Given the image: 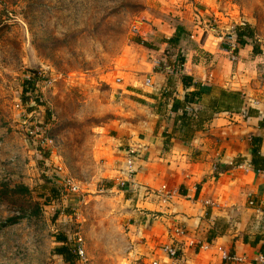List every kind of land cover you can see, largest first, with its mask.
Listing matches in <instances>:
<instances>
[{
    "label": "rangeland",
    "instance_id": "1",
    "mask_svg": "<svg viewBox=\"0 0 264 264\" xmlns=\"http://www.w3.org/2000/svg\"><path fill=\"white\" fill-rule=\"evenodd\" d=\"M177 25L180 40L157 68L176 62L192 36L213 31L225 52L202 59L217 73L264 85V0H0V264H62L59 237L73 248L81 238L78 264L156 263V233L132 214L137 202L122 195L125 183L109 176L106 138L122 118L121 94L143 93L138 67ZM244 25L256 52L247 45L239 55L231 35ZM26 75L33 89L23 96ZM31 129H44L42 149L30 142ZM127 155L133 173L134 152Z\"/></svg>",
    "mask_w": 264,
    "mask_h": 264
},
{
    "label": "crops",
    "instance_id": "2",
    "mask_svg": "<svg viewBox=\"0 0 264 264\" xmlns=\"http://www.w3.org/2000/svg\"><path fill=\"white\" fill-rule=\"evenodd\" d=\"M212 32L192 36L193 44L183 47L182 66L157 68L168 45L160 43L156 55L148 56L152 60L138 67L145 75L142 86L149 79L151 87L121 94L122 118L105 137L112 153L109 176L125 183L122 195L137 202L132 214L145 217L143 223L156 233L158 264H170L162 253L168 245L181 248L183 264H264V172L249 165L256 150L264 157V85L254 77L217 73L202 59L200 53L211 59L225 52ZM248 50L246 45L238 54ZM196 85L205 93L184 110L171 111L172 102L183 101ZM208 87L214 88L209 94ZM218 90L239 93V107L213 114L208 104ZM187 109L194 124L180 133L178 121ZM128 151L134 152L131 174Z\"/></svg>",
    "mask_w": 264,
    "mask_h": 264
},
{
    "label": "trees",
    "instance_id": "3",
    "mask_svg": "<svg viewBox=\"0 0 264 264\" xmlns=\"http://www.w3.org/2000/svg\"><path fill=\"white\" fill-rule=\"evenodd\" d=\"M174 30H175L174 36L168 39L167 41H163L164 43L171 45V44H177L179 42L181 33L183 32V28L177 25V26H174ZM234 35H235V42L237 43L238 46L244 47L246 45H250L252 47V51L254 52L255 50L256 52V48L254 47L255 42L252 41V39L254 38L253 31L248 25L236 26L234 29ZM134 42L139 46H142L147 49H151L150 45L142 41V39H140L139 37H137ZM183 51L184 50L182 48V51L178 55L179 56L178 60L175 62V63H178L179 66H182L183 62L185 61L184 56H183L184 54ZM186 80H187L186 77H182L181 81L183 85L186 84ZM21 86H22L21 89L23 92V96H27V94L30 93L33 89V86L30 84V82H23L21 83ZM203 88L204 87H200L199 85H196L195 90L187 93L183 101L174 100L171 105V111L175 112L178 109L184 110L186 106H191V104L195 103L196 100L205 93ZM211 90H214V88L208 87V91H209V92L207 91L208 94L210 93ZM218 93H219V96L211 97L209 104H208V108L211 110L213 114L218 113L222 110L229 111L230 109L234 107H239L240 105L239 103L240 94L239 93H227L223 90H218ZM22 102H25V101L22 100ZM34 102L36 105L42 106L45 110V113L49 117V114H48L49 109L44 106L42 99L34 98ZM138 102L142 103V101H138ZM191 114L192 113H186L185 111H183V114L180 117V121H178L179 122L178 124L180 126L178 130L180 133H182L184 129L186 128L187 129L191 128V126L194 124L193 121L190 119ZM263 121H264V118H263ZM249 165L255 171L264 172V157L259 155L258 151L256 150L251 158V161L249 162ZM57 240L58 242H62V244L60 246H57L54 249L55 256L60 258L63 264H78V259L73 255L72 248L70 247L67 240L64 239V237H59Z\"/></svg>",
    "mask_w": 264,
    "mask_h": 264
},
{
    "label": "built area",
    "instance_id": "4",
    "mask_svg": "<svg viewBox=\"0 0 264 264\" xmlns=\"http://www.w3.org/2000/svg\"><path fill=\"white\" fill-rule=\"evenodd\" d=\"M132 30L134 32H136V33L139 32L138 31L139 29H138L137 26H132ZM33 79H34V77L32 75H26V76L23 77L21 83H23V82H31V81H33ZM116 82L119 83L120 79H117ZM49 85H50V81H44L43 84H42L43 88H47ZM144 86L145 87H151L149 79H147L145 81ZM32 104L34 105V102ZM20 105H21L20 102L18 104H15V108L16 109H20ZM187 111H188V109H187ZM27 133L30 136V139H29L30 142L32 144H34L35 147H40L42 149V146H43L44 141H45V139L43 138L44 135H45L44 129L43 130L31 129ZM45 144H46V142H45ZM127 164H128V166H131L130 161H128ZM238 167L241 168V169L246 168L244 165H239ZM129 174H131V170L129 171ZM166 196L170 197V193L167 192ZM250 205L252 206V202H250ZM81 242H82L81 238L78 237V239L76 240V248H73L70 245V247L72 248L73 255L78 259V263L84 257V252H83V250L81 248V245H80ZM193 245H194V243L190 242V246H193ZM162 253L168 259L170 264H183L182 263V256H181V248L179 246H177V245L164 246L162 248ZM260 261H263L262 257L260 258ZM153 264H158V263L156 262V263H153Z\"/></svg>",
    "mask_w": 264,
    "mask_h": 264
}]
</instances>
